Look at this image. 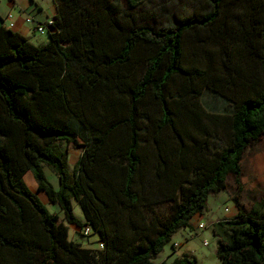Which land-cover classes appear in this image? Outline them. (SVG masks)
Returning <instances> with one entry per match:
<instances>
[{
    "label": "trees",
    "instance_id": "obj_1",
    "mask_svg": "<svg viewBox=\"0 0 264 264\" xmlns=\"http://www.w3.org/2000/svg\"><path fill=\"white\" fill-rule=\"evenodd\" d=\"M56 2L45 46L0 28V264H155L264 138V0ZM206 90L233 112L206 110ZM63 144L82 148L72 173ZM214 231L220 264H264L263 201Z\"/></svg>",
    "mask_w": 264,
    "mask_h": 264
},
{
    "label": "rangeland",
    "instance_id": "obj_2",
    "mask_svg": "<svg viewBox=\"0 0 264 264\" xmlns=\"http://www.w3.org/2000/svg\"><path fill=\"white\" fill-rule=\"evenodd\" d=\"M119 2L121 5H125L126 0H114ZM185 9L189 8L188 4H184ZM195 45L188 43L186 52L190 58H193V51ZM196 59L200 60L201 57L195 56ZM200 104L208 111L213 113H230L233 112V106L220 98L212 94L209 91H203L199 98ZM62 150L68 153L69 156V168L72 173L74 166L77 163L79 157L82 154V148L71 147L67 144L62 145ZM48 180L54 186L58 188L57 177L49 170L45 169ZM24 181L27 187L35 193L43 205L52 214H58L60 217V223L65 224L69 228V239L76 243H80L83 247H88L96 255L100 257L99 251V235L93 229L90 235H84L82 229L75 227L74 225H69L64 214L61 212L58 206L49 204L47 197L44 193L38 192L37 185L34 180L32 173H27ZM264 202V138L260 142L252 143L243 159L242 163V175L239 182L236 181L234 176H230L227 182V189L219 194H214L210 196L208 200L207 213L202 222L208 229L200 233L197 230V223L192 229H187L188 234L191 236V241L189 244L182 242L181 236H175L170 245L166 246L164 251L155 260V264H160L166 262L171 264L176 258L183 255H188L192 260H196L198 264H220L216 256V251L218 247V237L215 235L214 224L226 220L231 217L228 213V209L231 213L238 208L239 211L243 213L249 212L256 204ZM169 205L164 204L158 206L157 212L162 214L168 213ZM206 212V211H205ZM74 214L75 216L84 221V216L80 206L74 203ZM229 215V216H228ZM234 215V213H233ZM228 216V217H227ZM180 241L183 245L178 251H175L172 244L175 241ZM207 242V246L204 243Z\"/></svg>",
    "mask_w": 264,
    "mask_h": 264
},
{
    "label": "crops",
    "instance_id": "obj_3",
    "mask_svg": "<svg viewBox=\"0 0 264 264\" xmlns=\"http://www.w3.org/2000/svg\"><path fill=\"white\" fill-rule=\"evenodd\" d=\"M8 14L13 15V23L15 26L11 29L12 31L24 36L35 46L42 47L49 43L50 38L48 34H39L36 28L37 26H43L50 20H54L57 14V2L56 0H0V28H9L10 21L7 19ZM28 17L33 19L32 24L26 22ZM240 212L238 208L232 213L231 210L228 209L229 215L232 214V216L228 217V215L226 220H232ZM206 214H208L207 210L204 214L195 216L191 221L189 229H192L196 223L202 222ZM179 235L181 239L178 240H182V242L186 241L185 243L187 244L190 243L191 236L188 234L187 229L179 231L175 236ZM178 240L175 242L181 245L182 243ZM181 247H183V245H181Z\"/></svg>",
    "mask_w": 264,
    "mask_h": 264
},
{
    "label": "built area",
    "instance_id": "obj_4",
    "mask_svg": "<svg viewBox=\"0 0 264 264\" xmlns=\"http://www.w3.org/2000/svg\"><path fill=\"white\" fill-rule=\"evenodd\" d=\"M7 19L10 21L9 29L14 28L15 25L13 23V15L12 14H8L7 15ZM26 22L29 23V24H32L33 23V19L30 18V17H28L26 19ZM52 25H53V20H50L49 22H47L43 26H37L36 29H37V31H38L39 34L46 35L50 31V28H51ZM196 226H197V230L200 233H202V232H204L205 230L208 229V227L205 224H203V223H198ZM82 232L84 233V235H87L88 236V235L91 234L92 230H91L90 227H86V228H84L82 230ZM98 244H99V250H101V251L104 250V243L99 240V243ZM204 245L207 246L208 245L207 242H205ZM172 247H173L174 250L177 251V250H179L181 248V245L179 243L175 242V243L172 244Z\"/></svg>",
    "mask_w": 264,
    "mask_h": 264
}]
</instances>
